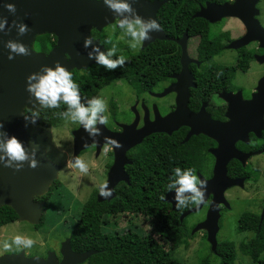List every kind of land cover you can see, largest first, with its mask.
<instances>
[{"label":"water","instance_id":"1","mask_svg":"<svg viewBox=\"0 0 264 264\" xmlns=\"http://www.w3.org/2000/svg\"><path fill=\"white\" fill-rule=\"evenodd\" d=\"M11 2L16 6L15 14L9 13L4 8V3ZM137 13L145 18L156 19V12L159 9L161 1L157 0H130ZM258 0H235L233 3L217 4L215 2H206L200 5L192 17H200L209 23H216L224 17H235L239 19L245 32L242 36L231 40L226 48L238 49L251 41H258V46L264 50V28L259 23L256 15L258 9L255 7ZM7 17L8 22L13 20L25 23L29 31L23 35H17L13 26L7 33L0 32V132L7 131L10 135H15L23 142L27 150L36 148L37 167L30 168L25 162L24 167L19 171L5 168L0 165V207L3 205L11 207L17 218L16 220L27 221L33 225L40 222L43 213V201L34 200L48 192L52 183L57 180L59 171L64 165L51 161L46 156V149L39 145L36 135L30 133L25 127V122L21 116L25 105L33 107L29 103V94L25 90V77L33 71L39 70L42 64L54 66V62H59L69 71L76 69H86L92 64L93 60L87 58V50L83 48V39L90 35L91 29L101 30L103 27L118 20L113 16L109 9L103 4L102 0H0V18ZM158 22V21H157ZM117 23V22H116ZM7 27V26H6ZM52 33L56 36V44L47 53L35 51L33 42L36 36ZM8 39L18 40L29 48V54L23 56H14L12 60L7 58L8 50L4 47V42ZM155 39H172L180 47V70L173 74L177 81L169 86L168 89L185 86V94L177 96L176 108L164 116L154 112V120H148L147 111L143 118V125L136 128V119L126 125L120 124L121 131L114 132L105 125H99L101 135L95 139H89L84 133L83 128L78 126L71 131L72 136V155L78 154L88 148L91 144L95 145V154H98L103 144H106L104 137H110L118 141L121 145L119 149L113 148L114 161L108 170L105 182L111 190V195L102 198L96 194L97 201L110 200L114 196L115 185L124 180L128 182V177L123 170L125 163L130 162L125 156V152L132 146L140 143L142 139L155 132H164L171 134L182 125L189 126L183 141H186L191 135L203 133L215 139L219 147L210 149L215 156L213 174L207 180V191L212 193L205 218L194 228L196 230H205L207 242L210 249L215 252L217 244V232L219 229V204L224 203L229 206L223 197V192L227 187L235 185V179H229L226 176V163L231 157H222L224 147H233L235 138H229L230 135L223 130L233 128L235 131H243L249 128L252 118H246L244 121L235 120L231 117L232 112H237L238 105L229 102L227 113L230 120L226 123H219L211 119L206 111V103H202L197 112H191L187 107L189 92L187 88L194 86L190 83L193 75L189 70V64L197 62L196 59L189 56L187 51L188 33L184 30L179 38H169L161 30L151 33V38L141 44L144 48ZM104 47L99 39H95ZM105 48V47H104ZM259 63L264 62V51L260 55H255ZM240 95V92L237 93ZM240 99L241 96H240ZM246 111L256 112L260 118L264 111V76L261 77L256 86L255 92L248 100H242ZM38 108V105H36ZM240 107V105H239ZM233 121V122H232ZM250 129V128H249ZM239 137H243L239 135ZM108 144V143H107ZM110 145V144H109ZM200 179H203L200 177ZM163 199L170 202L172 209L175 207V201L172 199L173 193L167 192ZM203 204V203H202ZM193 206L180 215L182 219L185 215L200 209L201 205ZM264 216V205L260 215V220ZM94 251L88 250L83 253L73 252L70 240L67 238L61 243L60 255L58 260L54 251H48L46 257L37 255L26 256L23 249L16 253L1 254L0 264H78L83 262Z\"/></svg>","mask_w":264,"mask_h":264},{"label":"trees","instance_id":"2","mask_svg":"<svg viewBox=\"0 0 264 264\" xmlns=\"http://www.w3.org/2000/svg\"><path fill=\"white\" fill-rule=\"evenodd\" d=\"M198 2L202 3L203 0H176L175 2L169 0L159 8L156 18L161 29L170 36L180 37L184 30H187L189 40L195 39L193 44L194 56L203 64L218 55L224 49L229 38L225 32L212 30L217 22L209 23L203 18L192 17V14L198 9ZM172 9H188L190 12L187 15H173L164 12ZM112 37L115 39L116 35ZM102 42L105 48L114 46L112 41L102 40ZM49 47L50 45L45 42H39L36 46L37 49L42 50ZM115 48L116 55L125 58L126 62L122 68L118 67L113 71H106L102 66L92 64L86 69L70 71L73 81L79 85L82 99L96 96L99 90L116 80H123L139 91L141 87H148L152 83L156 84L163 80L166 75L178 72L180 69V47L173 40L156 39L138 50L123 48L119 43H115ZM236 52L235 63L231 66L206 65L205 67L201 66V70L192 66V72L209 73L213 72L211 68H216L219 70L218 72L223 74H232L236 71L246 72L249 69L250 61L253 59L252 52L246 51L244 48L238 49ZM206 87L207 82L202 80L198 89L204 90ZM202 99L206 100L207 98L202 97ZM198 105L195 107L197 108ZM65 108L66 105H61L57 109H42L40 111L41 119L35 125L27 126L28 131L32 133L40 131L43 141L41 143L45 146L46 131L58 128L62 118L59 113ZM182 138L183 132L180 131H175L170 136L163 133H153L145 137L136 147V152L132 154L133 163L126 168L129 184L119 182L114 187V196L110 200L103 201L96 200L97 190L93 189L88 198L79 205L76 221L70 230L72 247L79 250L102 248L107 241V235H104L106 232L104 227L112 220L141 216L151 220L150 226L159 233V239L156 240L147 232L132 233L140 245L130 244L127 246V250L142 249L144 256L147 255L148 258L146 264H183L182 258L176 254V248L185 242L184 239L189 233L184 236L185 233L180 231L181 224L177 213L179 210H172L167 202L160 199V196L167 191L169 176L161 171L166 159L162 156L157 157L155 150L157 147L158 152L163 153L164 140L169 139L174 142V149L178 147L193 149V154L191 153L190 156H184L183 150L175 151L174 162L176 167L191 164L193 167L201 166L206 157L203 156L205 154L203 148L207 146V137L201 135L199 137L202 139L201 141L192 137L188 142L181 144ZM57 185L58 180H55L48 192L40 197L44 203L47 202ZM43 217L44 214L41 216L40 223L34 225V228L43 225ZM16 218L17 216L11 207L6 205L0 207V227L15 222ZM236 232L253 233V237L242 239L238 243L228 239L217 240L215 252L206 243L208 253L199 255L196 264H234L238 253L248 257L247 262H240V264H264V258H260L261 253L264 252V216L260 220L257 214L248 210L243 211L236 220ZM163 240L164 244L161 243ZM80 243H83V246L78 247ZM113 248L124 249L123 245L119 243H116ZM122 256L123 254H117L116 257H109L103 252H97L89 256L88 259L94 258L99 264H107L109 258H117L121 261ZM127 257L130 258V256Z\"/></svg>","mask_w":264,"mask_h":264},{"label":"flooded vegetation","instance_id":"3","mask_svg":"<svg viewBox=\"0 0 264 264\" xmlns=\"http://www.w3.org/2000/svg\"><path fill=\"white\" fill-rule=\"evenodd\" d=\"M148 1H152V0H148ZM157 1H161V4L159 6V8H160L169 0H157ZM175 1L176 0H172V2H175ZM234 1L235 0H203L202 3L198 2V8L200 5H205L206 2H215L217 4H222L225 2L233 3ZM247 1H249V0H247ZM259 1L260 0H258V2H256V4H255V7L258 9V14L256 15L257 19H258L259 13H260V9L258 7ZM164 12H166L167 14H173V15L174 14L187 15L190 12V10H188V9H184V10L172 9V10H166ZM224 18H230V17H224ZM224 18H222V19H224ZM222 19L220 21H222ZM220 21H218L217 23H219ZM258 21L260 23L259 19H258ZM116 22H117V20H115L111 24L114 25V27H116ZM261 26L263 27V25H261ZM243 27H244V25H243ZM103 29L104 28H102V30ZM102 30H100V31H102ZM100 31H97L95 28H93L90 31V35L94 39H99L100 43L105 47L104 43L102 42V40H104V39H102V36H100L98 34ZM220 31H222V30H220ZM222 32H224V31H222ZM244 32H245V27H244ZM112 34H113V32H112ZM164 34L167 35L169 38H179V37L170 36V35L166 34L165 32H164ZM39 36H41V37H39ZM167 40H172V39H167ZM41 41L50 45V47L46 50L37 49L36 46L38 45L39 42L42 43ZM56 41H57L56 36L52 33H44V34L38 35L34 39L33 49L35 51L47 53L51 50V48L53 46H55ZM230 41H231V39L229 38V41L224 45V49L226 48V45ZM258 43H259L258 41H251L248 44H246V45H244L238 49L244 48L246 51L252 52V58H253L252 60H254V59L256 60L255 55H260L264 51L262 48H260L258 46ZM138 49H142L141 46L135 50H138ZM238 49H234V50H238ZM187 51H188V54L190 57L197 60V62L190 63L188 66L189 70L191 71V73L193 75V79L190 80V83L194 84V86H189L187 88V90L189 92V97H188L187 102H186L188 109L191 112H197L199 110V108L201 107L202 103H206L205 109L209 113L211 119L214 121H218L219 123H226L230 120V117L228 115H226V113H227V108H228L229 102H231L234 105H238V107L236 108L237 112L231 113V117L233 119L239 120L241 122V121L246 120V118H249V117L252 118V121H250V124H249L250 129L248 128L246 130L245 134L243 133V131L242 132L241 131H235L234 132L233 128L223 130V132H226L230 135L229 138H235L236 137V139H234L233 147L232 146L224 147V150L221 153L222 157H225V156H237V157H231L226 163V176L229 179H235L236 181H235V185L227 187L223 192V197L229 206H226L224 203L219 204V218H218L219 229H220V223L222 221V213L230 212L232 210V205L230 203V196H231V192H229L230 190L236 189V191H237L239 189L240 194L235 193L233 195V198L237 201H239V199L242 200V204L245 208L243 211H247V210L251 211L252 213L257 214L258 217L260 218L262 208L264 205V111L261 114L260 118H258L256 112L246 111V109L243 107V105L241 103H242V100H248L252 97V94L256 90V86L258 84L259 79L264 76V72L261 74L263 76H261L258 79L256 85L254 87H252L248 91V93L244 94L243 88H241L240 85L236 82L235 75H236L237 71L233 72L232 74H223V73L218 72L219 71L218 69L211 68L213 70V72H209V73L195 72L194 73V72H192V70H193L192 66H195L196 69L201 70V66H203L204 63L202 64L200 62V60L194 56V53H193V55L192 54L190 55V53H189V37H188V43H187ZM260 64H264V62L260 63ZM205 66H203V67H205ZM210 66L228 67V66H224V65H220V64H211ZM178 72H172V73L166 75V77L163 80L159 81L156 84H154V83H152L150 85L148 84L149 85L148 87L143 86L139 89V91L136 88H133L132 86H131L132 91L131 90L129 91L128 87L126 86V85H128V83L122 80L124 87L121 86L122 88L119 91L115 90L114 93L111 91L112 95L108 98V107H109V103L113 102V101H111V100H113V97H115L116 99H118L122 103H124L126 98L128 99L130 97L132 100V103H130L128 105L127 110L125 112H122L120 115H116L115 112H113L109 108L110 110H109L108 115L104 114L106 116V118H107V116H109L107 118V123L105 124V126L111 131L118 132V131H121V129H122L120 127V124L128 125L136 119V128H139L143 125V121H144L143 118H144L145 111H147L148 120H154V112H157L159 115L164 116L167 113L173 111L177 105V96H179V95L183 96L185 94V90H186L185 86L184 87L183 86L176 87L174 89H168L171 84H173L177 81L176 77H173L172 75L176 74ZM202 80H205L207 82V87L204 88V90H201V89L199 90L198 86L202 82ZM239 92H240V95L237 94ZM131 93H133V96L130 95ZM201 96L205 97L207 99L203 100ZM240 96L242 99H240ZM197 104H199V105L196 108L195 106ZM239 105H240V107H239ZM77 126H78V123H77ZM27 130H28V128H27ZM175 131L183 132V138L180 140L181 144L188 142L192 137L198 138L200 141L202 140L199 138L201 135L207 137V146L203 148V150L205 152V154L203 156H206V157L202 161L201 166L193 167L191 164V165H183L181 168L193 169V172L197 176L198 179H200V177H202L203 179H209L213 174V167H214V162H215V156L209 150L219 147L218 142L215 139H213V138H211V137H209L203 133L193 134L186 141H183L186 133L189 131V126H186V125H182V126L178 127V129H176ZM175 131H173V132H175ZM38 132L40 133V131H36V133H33V134L36 135V140L39 143V145L46 148V146H44V144H42L40 142V141H42L41 138L38 139L39 138ZM30 133H32V132H30ZM155 133H163V134H166L168 136H170L172 134V133L167 134L164 132H155ZM151 134H153V133H151ZM239 135H241L243 137H239ZM148 136L149 135H147L145 137H148ZM164 141H165V146L162 148L163 153H159L158 148L156 147L155 148L156 156L157 157L162 156L163 158L166 159L165 162H163V165L161 167V171H163L164 174L170 176L172 169L174 167H176L175 162H174V156H176L175 151H177V150L182 151L183 150L185 152L184 156H190L191 153L193 154V149H189L186 147H178V148L174 149V142L173 141H171L169 139H165ZM140 143L130 147L125 152V156L130 161L128 163H125L123 166V170L128 177V182L127 181L125 182L124 180H121L119 182H125L126 184H129V175L126 171V168L133 163V160L131 158L132 154L134 152H136V147ZM86 151L92 152L93 156H95V157H97L99 154H100V156H104L105 162H104L103 167H104V172H106V177H107L108 170L110 169V167L114 161V153H113L112 146L107 144V143L103 144L100 148L99 153L95 154V152H96L95 145L91 144L88 148L82 150L78 154V156L81 155L82 153L86 152ZM54 162L64 165L63 162H60L58 160H55ZM106 177H105V180H106ZM105 180H104V182H105ZM168 182H169V180H168ZM94 189H96V188H94ZM96 190L98 191V188ZM97 191H96V194H97ZM166 193H167V191L164 192V196ZM40 197H35L34 200L42 201L40 199ZM211 199H212V193H209V194L207 193L206 197H205V201L201 205L200 209L195 211V212H191V213L185 215L182 219H180V215L183 212H185L186 210L192 208L194 205H189L188 207H186L182 210H179L177 212L178 213V220H179V223L181 224V230L180 231L185 233L184 236H186L187 233H189V234L184 239L185 242H182L176 248V254H178L177 252H178V249L180 247L181 248L189 247L190 242H193L197 238H198L199 243L202 242L201 247L205 246V242L208 243L205 230L193 231V228L205 218V215L203 216V218L196 219V220H194L191 216L194 215L195 213L199 212V211H202V210H204V213H206ZM167 203L170 205V208L172 209L171 203L170 202H167ZM174 209H176V208L174 207L172 210H174ZM243 211H241V213ZM133 218L139 219L140 220L139 223L132 222L131 219L128 222H124V218H118L117 220H112L108 225H106L104 227V229L106 230L104 235H107V237H106L107 241L104 243V245H103L104 247L99 248V249L85 248L83 250H79V249L73 248L72 244H71V237H70V230L71 229L68 230L67 236L64 238V240L69 238L71 249L73 250V252L83 253V252L88 251V250L94 251L89 256L93 255L94 253L96 254L97 252H103L106 255H108L109 257L110 256L116 257L117 254H123L121 261L117 258L116 259L109 258L107 264H146L148 258L146 257L147 255L144 256V252H142V249L139 248L135 251L127 250V246L130 244L140 245L138 243V241L135 240V237H134V235H132V233L137 234V233L147 232V233L151 234L150 236H153L154 238H156V240L159 239V233L157 231H154L152 229V227L150 226V224H151L150 219H144L141 216H133ZM252 220L254 221V218H252ZM244 234H246V233L245 232H242V233L236 232L235 240H234L235 243H236V240L239 242L242 239H249V238L253 237V233H249V234L247 233L248 234L247 237L242 236ZM62 242L63 241L59 242L57 250L54 251L58 260L61 259L60 248H61ZM116 243L123 245V248H124V249H122L123 251L113 248L116 245ZM161 243L164 244L165 243L164 240L161 241ZM79 245L80 246H78V247H81V246H83V243H80ZM48 251L49 250H46L44 255H39V256L46 257ZM166 251H168V249H166ZM26 256H32V255H26ZM89 256L83 262L78 263V264H99L97 260H94V258L89 260L88 259ZM127 256H130V258ZM260 256H261L260 258H264V252L261 253Z\"/></svg>","mask_w":264,"mask_h":264},{"label":"clouds","instance_id":"4","mask_svg":"<svg viewBox=\"0 0 264 264\" xmlns=\"http://www.w3.org/2000/svg\"><path fill=\"white\" fill-rule=\"evenodd\" d=\"M102 2L114 18L118 17L116 27L121 32V39L128 38L126 42L130 49H137L143 41L151 38L152 32L160 30L157 20L141 17L130 0H102ZM4 8L9 13L15 14L16 12L14 3H4ZM13 26L17 35H23L29 31L28 26L23 22L13 20L9 23L7 17L0 18V32L7 33ZM82 46L87 50V58L93 60L96 65L102 66L106 71H113L125 65V58L116 55L115 46L104 48L91 35L84 37ZM4 47L8 50L9 60H12L14 56L29 54V48L18 40L8 39L4 42ZM25 90L29 94V103L34 105L31 108L25 105L22 109L21 116L25 127L35 125L41 119L42 109H57L61 105H66V108L59 115L66 122L78 123L89 139L100 136L99 125L107 123L104 115L107 109L106 101L100 96L82 99L79 85L73 81L72 73L59 62H54V66L42 64L39 70L27 74ZM104 140L113 148L121 147L120 143L113 138L104 137ZM25 162L30 168L37 167L36 148L27 150L23 142L15 135H10L7 131L0 132V165L19 171L24 167ZM71 167L84 174L88 172L87 164L78 156L72 157ZM168 180L166 190L173 193L172 199L175 201L177 210H182L189 205L199 206L204 203L207 180L198 179L193 169L174 167ZM98 195L102 198L111 195L107 182L99 184ZM164 198V195L160 196L161 200ZM33 243L30 237L14 235L10 241L5 239L2 247L7 250L15 246L19 250L30 248Z\"/></svg>","mask_w":264,"mask_h":264},{"label":"rangeland","instance_id":"5","mask_svg":"<svg viewBox=\"0 0 264 264\" xmlns=\"http://www.w3.org/2000/svg\"><path fill=\"white\" fill-rule=\"evenodd\" d=\"M258 7L260 9L258 19L260 20L261 25L264 27V0L259 1ZM103 28V30L101 29L102 31L96 29L97 31H100L98 34L102 36V39L112 41L114 46L115 43H119L123 48H129L126 42L128 38L121 39V32L117 27H114V25L110 24ZM212 30L215 32H218L219 30L226 32L231 40L238 38L244 33L243 24L239 19L234 17L222 19V21L212 27ZM111 34L113 36L116 35L117 37L114 39ZM194 41V38L189 40L190 55H193L194 53ZM236 55V50L225 48L218 55H215L209 61L204 62L203 66L211 64L231 66L235 63ZM263 72L264 64L258 63L255 59L250 61L249 69L246 72H236V82L241 88H243L244 94L248 93V91L256 85L258 79L263 76L261 75ZM123 85L124 84L121 80H116L103 87L97 93L96 96H100L106 101L107 109L104 113L105 115H108L110 109L115 112L116 115H120L122 112H125L128 108V105L132 103L130 97L128 99L126 98L124 103L113 97V100H111L113 102H110L108 107V98L112 95V92L114 93L115 90L119 91L122 87H124ZM128 85L126 86L128 87L129 91H132L131 85ZM133 93L130 95L133 96ZM108 117L109 116H107V118ZM76 126L77 123L66 122L63 118H61V122L59 123L57 129L52 128L46 131V156L51 161L58 160L63 162L65 165L63 169L59 171L57 178L58 185L53 190L51 196L47 199V202L43 204V225L39 226L38 228H34V225L27 221L16 220L15 222L0 227V255L16 253L21 250H18L15 246L10 247L7 250L2 247V242L5 239L10 241L11 237L14 235L30 237L34 241L32 247L23 248L26 255L38 254L37 256H39L44 255L46 250L56 251L59 242L64 241L68 230L71 229L73 223L76 221V214L79 205L88 198L94 188L97 189L99 184L104 182L106 177V172H104L103 167L105 159L104 156H100V154L95 157L93 156L92 152L86 151L78 156L87 164V174L81 173L78 169L71 167V131L75 129ZM38 134V139H40L42 134L39 132ZM229 192H231L230 203L232 205V210L230 212L222 213V221L220 223V229H218L216 237L218 240L228 239L234 241L236 234V220L241 211H243L245 208L242 204V200L239 199V201H237L233 198L235 193L240 194L239 189L237 191L236 189L230 190ZM205 214L206 213H204V210H202L195 213L191 217L196 220L203 218ZM130 219L132 222L136 223H139L140 221L139 219L130 216L124 218V222L130 221ZM248 234L246 233L242 236L247 237ZM201 243L202 242L199 243L197 238L193 242H190L189 247H180L178 249L177 253L178 256L182 258L183 264H196L199 255L208 253V250H206V242L205 246L203 247H201ZM236 243H238L237 240ZM247 261L248 257H246V255H241L238 253L234 264H240V262L242 263Z\"/></svg>","mask_w":264,"mask_h":264}]
</instances>
